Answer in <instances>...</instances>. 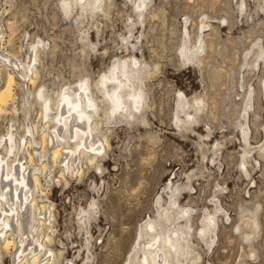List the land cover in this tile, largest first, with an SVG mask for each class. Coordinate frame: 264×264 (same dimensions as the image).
<instances>
[{"label":"rangeland","instance_id":"1","mask_svg":"<svg viewBox=\"0 0 264 264\" xmlns=\"http://www.w3.org/2000/svg\"><path fill=\"white\" fill-rule=\"evenodd\" d=\"M61 1L0 0V53L24 68L32 46L38 54L27 79L0 59V93L15 80L0 105V157L9 133L23 162L42 151L64 91L87 82L98 107L96 161L81 156L65 180L51 165L35 189L53 216L32 231L49 237V264H133L140 226L171 206L191 226L194 264H264V0H102L71 12ZM117 60L139 70L144 99L113 115L99 81ZM207 214L213 240L199 231ZM10 254L0 244L1 264Z\"/></svg>","mask_w":264,"mask_h":264},{"label":"bare ground","instance_id":"2","mask_svg":"<svg viewBox=\"0 0 264 264\" xmlns=\"http://www.w3.org/2000/svg\"><path fill=\"white\" fill-rule=\"evenodd\" d=\"M101 1L62 0L61 5L65 12H71L73 5H79L84 11L87 6L99 7ZM143 6L144 2L141 0L137 7L141 8ZM32 47L33 57H31L30 62L28 61V66L26 65L27 67H25L26 70H23L26 73V79L28 76L26 71L28 69L35 72V67H30V65L35 62L36 56H38L35 45ZM0 59L18 71H20V68L25 69L24 63L22 64L20 61L19 64L16 63L10 55L0 53ZM131 64L133 65L131 67H136V59H133ZM139 73L137 68L131 69L129 67L127 60H117L111 65L108 72L101 76L99 84L104 88V94L110 105V114L114 115L117 112L128 113L131 109L137 111L142 107L143 93L139 88L136 89L134 87V80L138 79ZM7 75L6 86L0 93V105L7 104V101L11 99L10 96H12L11 88L15 80L12 74ZM133 78L134 80H132ZM29 81H31V84L34 83L32 77ZM124 91L127 92L126 95L123 94ZM38 95L44 100L43 110L45 111L43 115L47 117L49 115L48 112L52 108L50 107V102L44 97L42 92ZM2 111L3 108L0 106V113ZM97 112L98 107L94 98L90 95V87L87 82L80 83L78 89L70 88L64 91L56 105V113L52 119L55 123L53 129H48L46 133H43L42 151L36 153L35 156L29 154L27 163L23 162V158H21L22 160L19 159V154L15 152L18 142L16 143L13 134L9 133L4 148L6 156L4 158L0 157V244L3 249L10 250L13 264H49L52 258L54 260L51 249L48 250V246H45L49 241V237L44 241L45 244L39 242L40 239H38L42 226L47 222L50 223L53 216L51 213L48 215L47 205H37V201L34 198L35 189L37 191L41 190L40 176L45 174L51 165H59L61 177L65 180L64 173H73L75 163L81 156H86L91 164L96 161V157L104 149V146L96 145V140L92 139V134L98 127V123L95 121ZM45 128L48 127L45 126ZM241 133L243 134L242 131ZM30 144L32 143L30 142ZM48 146L51 147L46 150ZM8 154L14 156L13 159H6ZM45 155L48 156L46 158L48 162L41 160ZM36 159L40 163L38 169L36 165H33L36 163ZM170 208L171 212L169 208L160 210L161 212L158 214L160 221L147 220L140 226L139 236H145L147 239L138 244L141 250L135 254L136 262L133 264H184L186 261L189 264H194V260L189 257L191 255L188 244L191 227L188 226L190 225L188 224L189 221L184 218L183 220H185L184 222L187 221V224L184 223L180 227L182 217H184L183 214L187 217L189 210H181L180 213H183V216L178 217V213V216H174V211L177 207L171 206ZM28 210L29 224L26 227ZM36 211H39V213ZM80 217L87 226L88 217L83 210L80 211ZM206 217H208V214ZM211 220H214V218L210 214L208 221L202 223V227L199 230L201 238L207 237L213 240L214 233ZM32 231L40 233L38 235L36 233L37 236L35 234L33 236Z\"/></svg>","mask_w":264,"mask_h":264}]
</instances>
